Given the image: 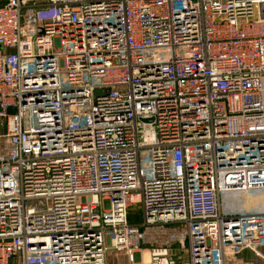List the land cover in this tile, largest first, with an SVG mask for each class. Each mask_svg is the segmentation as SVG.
Returning <instances> with one entry per match:
<instances>
[{
  "label": "built area",
  "instance_id": "obj_1",
  "mask_svg": "<svg viewBox=\"0 0 264 264\" xmlns=\"http://www.w3.org/2000/svg\"><path fill=\"white\" fill-rule=\"evenodd\" d=\"M0 119V264L264 259V0H0Z\"/></svg>",
  "mask_w": 264,
  "mask_h": 264
},
{
  "label": "rangeland",
  "instance_id": "obj_2",
  "mask_svg": "<svg viewBox=\"0 0 264 264\" xmlns=\"http://www.w3.org/2000/svg\"><path fill=\"white\" fill-rule=\"evenodd\" d=\"M228 198H231V197H228ZM237 199H240V198H237ZM257 200L259 201V205H263L261 207V211H264V194L257 195L256 197H253L252 204H255V202ZM228 201H230V199ZM246 201L248 202V200L246 199V200H244L243 204H241V201L238 202V200H237L239 207L235 206V208H234V207H231L229 205L227 210L228 211H231V209H236L237 211L242 210L243 208H245V202ZM32 206H34L33 203H32ZM141 215L142 214H141V211H140V205L138 203H135L132 206L131 210H130V220H131V222H140L142 220V216ZM175 227L178 228L179 231H184V225H180L179 224V225L174 226V228ZM171 230H173V226H171ZM171 230H168V231L172 232ZM143 247H144V250H146L145 252L149 253L148 250L151 249V245L150 244H145ZM174 248H175L174 251L178 250L177 245H175ZM250 257L252 258V261H251L252 264H264V259L261 258L258 255L250 254ZM236 258H238V257L237 256L236 257H232L231 259H236ZM230 263L233 264V261L231 260ZM19 264H22V263L19 262ZM107 264H129V261H128V257L126 255L125 251L113 250V251L108 253Z\"/></svg>",
  "mask_w": 264,
  "mask_h": 264
},
{
  "label": "crops",
  "instance_id": "obj_3",
  "mask_svg": "<svg viewBox=\"0 0 264 264\" xmlns=\"http://www.w3.org/2000/svg\"><path fill=\"white\" fill-rule=\"evenodd\" d=\"M6 131H7V126H6V121L3 119H0V155L6 154L8 151V143H7V139H6ZM255 196H246L245 194L242 195H238V196H234L231 198H226V202H227V208L230 205L231 207L238 206V202L241 201V204H243L244 200H248V202H245V208H243L242 210L237 211L236 209H231V211L233 212H249V211H257L259 209H261V207L263 205H259V201L257 200L255 202V204H252V199ZM240 198V199H237ZM230 199V201H228ZM238 200V202H237ZM239 207V206H238ZM261 252L264 254V247L261 249ZM255 254L252 251L246 250L243 251L240 255H238L236 259H231L232 257H230L228 259L227 264H231V260L233 261V264H252V258L250 257V254ZM262 258V257H261ZM20 261V259H17L16 261L13 262V264H18Z\"/></svg>",
  "mask_w": 264,
  "mask_h": 264
},
{
  "label": "bare ground",
  "instance_id": "obj_4",
  "mask_svg": "<svg viewBox=\"0 0 264 264\" xmlns=\"http://www.w3.org/2000/svg\"><path fill=\"white\" fill-rule=\"evenodd\" d=\"M238 195H242V194H234L232 197L234 196H238ZM247 196V195H246ZM249 196V195H248ZM145 260H149V253H145Z\"/></svg>",
  "mask_w": 264,
  "mask_h": 264
},
{
  "label": "water",
  "instance_id": "obj_5",
  "mask_svg": "<svg viewBox=\"0 0 264 264\" xmlns=\"http://www.w3.org/2000/svg\"><path fill=\"white\" fill-rule=\"evenodd\" d=\"M98 92V91H97ZM16 109L14 107L8 108V113L13 114L15 113Z\"/></svg>",
  "mask_w": 264,
  "mask_h": 264
},
{
  "label": "trees",
  "instance_id": "obj_6",
  "mask_svg": "<svg viewBox=\"0 0 264 264\" xmlns=\"http://www.w3.org/2000/svg\"><path fill=\"white\" fill-rule=\"evenodd\" d=\"M129 220H130V216H129ZM130 222H131V220H130ZM132 223H134V222H132Z\"/></svg>",
  "mask_w": 264,
  "mask_h": 264
}]
</instances>
